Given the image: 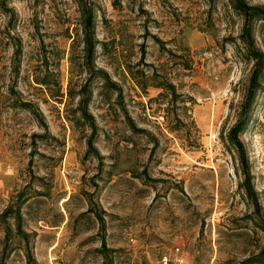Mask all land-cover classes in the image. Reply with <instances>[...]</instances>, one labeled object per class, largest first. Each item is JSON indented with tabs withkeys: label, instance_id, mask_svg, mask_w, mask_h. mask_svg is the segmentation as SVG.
<instances>
[{
	"label": "rangeland",
	"instance_id": "374dc122",
	"mask_svg": "<svg viewBox=\"0 0 264 264\" xmlns=\"http://www.w3.org/2000/svg\"><path fill=\"white\" fill-rule=\"evenodd\" d=\"M89 1L101 43L94 66L121 90V97L116 90L107 97L97 94L100 80L91 86L89 112L100 128L95 145L104 157L98 178L96 158L84 156L89 131L67 118L77 99L66 92L88 77L68 58L80 33L76 0H0V212L21 190L48 192L21 209L23 228L36 232L29 247L37 264H102L94 251L98 224L76 218L87 208L83 192L107 214L105 238L117 249V264H192L196 255L202 264H238L258 252L264 233L234 228L245 224L241 218L251 207L237 187L238 158L219 138L239 118L251 70L228 41L239 35L241 18L226 0ZM254 35L264 50V27L257 24ZM128 68L151 77L144 91ZM46 72L55 83L36 84ZM156 82L174 85L176 96ZM11 88L34 103L51 137L40 139L44 127L12 107ZM257 102L240 138L264 214V96ZM122 106L144 132L125 126ZM5 264H25L23 248Z\"/></svg>",
	"mask_w": 264,
	"mask_h": 264
},
{
	"label": "trees",
	"instance_id": "16d2710c",
	"mask_svg": "<svg viewBox=\"0 0 264 264\" xmlns=\"http://www.w3.org/2000/svg\"><path fill=\"white\" fill-rule=\"evenodd\" d=\"M213 1V0H212ZM78 12L80 14V33L78 42L82 44L81 53L76 52L75 43L73 42L69 51V62L71 65L78 67L79 73H87L88 77L84 83H82L76 91L68 89L66 94L71 100L77 99L76 106L67 115L68 120L73 126L82 127L84 130H88L89 133L84 136L86 150L84 156H93L97 160V175L100 177L103 171V159L104 157L99 153L96 148V140L99 135V126L95 119V116L89 112V104L93 99V80H100V86L98 87L97 94L103 93L109 97V92L116 90L117 95L121 97V90L118 88L116 82L111 81L109 74L101 69L95 68V56L96 47L101 44L96 38V9L93 3L89 0H76ZM225 6L238 15L241 18V29L239 35L231 37L228 41L235 45L240 57L245 62L251 63L250 74L247 78V86L243 96L241 110L239 112V118L237 121L226 130L220 132V141L224 149L231 155L238 158L237 171H240L242 178L237 183V187L242 192V196L245 198L248 207H251V212L245 214L241 220L245 224H237L234 228L246 229L251 226L252 230L264 233V214L261 213V203L259 201V192L255 189L253 182V176L249 170V162L246 154L244 142L240 136L246 131L248 125L255 118V110L259 103L257 97L264 96V50L256 45L255 42V27L259 24L260 27H264V4H252L247 0H226ZM77 42V43H78ZM21 48L16 46L14 50V57L17 63L15 64V70L18 71V61ZM145 55V50H141V61ZM130 76L136 81V84L144 91L147 87V80L151 77L143 70H139L136 74H133L132 70L128 68ZM53 74V73H52ZM51 73L46 72L42 76L36 78L35 83L40 86L48 87L50 83ZM152 86L168 90L170 94L175 97L176 92L174 85L165 84L164 82H156ZM9 93L14 95L12 107H19L31 113L38 123L44 127L45 132L38 137L40 139H47L49 134L47 133V127L43 120V116L34 103L22 100L20 95L14 92L11 88ZM63 95V94H61ZM123 109V122L125 126L131 131V133H140L145 130L137 128L135 122L126 112L124 106ZM154 146L157 145L154 140ZM144 174L146 172L144 171ZM136 177H141L139 176ZM97 185V184H95ZM31 193H26L25 190L19 191L12 200L8 202L5 208L0 212V227L3 232L0 239V264H5L6 260L17 247L23 248L25 255V264H37L33 254L31 253L29 242L30 238L36 235V232H27L23 228V212L22 207L25 205L31 197H38L40 195L49 197V194L45 190L30 189ZM84 200L87 203V208L79 213L76 218H83L88 216L93 218L98 224V240L99 246L94 249L95 253L99 254L102 258V264H117L113 253L117 251L115 248L107 246L105 238V227L107 215L96 202L93 200V195L89 192H83ZM12 221V222H10ZM62 221V220H61ZM54 223V222H53ZM57 224H51L49 226H56ZM203 228H200L202 233ZM244 231V230H243ZM247 233V232H245ZM239 234H243L240 232ZM17 238L19 241L18 246H11V240ZM23 243V246H20ZM192 264H202L199 260V255L193 259ZM206 264H209L208 262ZM238 264H264V246H261L256 253H252L249 256L242 259Z\"/></svg>",
	"mask_w": 264,
	"mask_h": 264
}]
</instances>
